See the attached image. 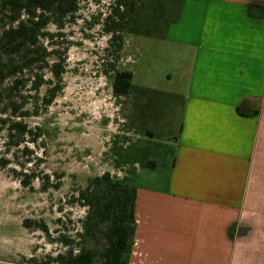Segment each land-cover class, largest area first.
<instances>
[{"label": "crops", "instance_id": "0c3cea01", "mask_svg": "<svg viewBox=\"0 0 264 264\" xmlns=\"http://www.w3.org/2000/svg\"><path fill=\"white\" fill-rule=\"evenodd\" d=\"M161 39L174 88L134 94L135 115L180 123L163 184L135 186L128 264H264V0H182Z\"/></svg>", "mask_w": 264, "mask_h": 264}, {"label": "rangeland", "instance_id": "374dc122", "mask_svg": "<svg viewBox=\"0 0 264 264\" xmlns=\"http://www.w3.org/2000/svg\"><path fill=\"white\" fill-rule=\"evenodd\" d=\"M111 2L83 0L73 22L60 30L48 26L53 37L44 42L50 52L47 59L50 64L58 62L62 70L56 80L44 69V83L37 92L25 88L26 94L39 100L48 88L55 89L48 106L39 107L37 116L23 119L38 135L35 141L30 136L17 147H8L5 128H0V158L6 162L0 167V264H31L63 252L55 238L60 233L73 236L80 227L85 209L73 198L89 179L108 173L118 180L127 176L138 187L163 184L167 155L179 128V105L163 114L169 123L163 129L145 125L153 134L149 158L156 167L131 165L134 158L127 149L138 150L149 137L138 128L137 95L112 93L111 67L132 72V84L165 93L174 88L166 75H176L181 61L172 57L170 46L161 38L131 34H123L115 61L110 37L101 26ZM24 174L33 176L28 185L23 183L27 181ZM38 223L46 225L49 238Z\"/></svg>", "mask_w": 264, "mask_h": 264}, {"label": "trees", "instance_id": "16d2710c", "mask_svg": "<svg viewBox=\"0 0 264 264\" xmlns=\"http://www.w3.org/2000/svg\"><path fill=\"white\" fill-rule=\"evenodd\" d=\"M81 1L0 0V128H5L8 147L19 146L26 137L32 136V142L38 137L23 119L37 116L39 107L48 106L55 96V89L48 88L40 100L24 91L27 86L28 92L38 91L44 83L41 73L46 68L53 79H60L61 65L58 62L50 64L47 59L50 52L44 42L53 37L47 29L53 25L60 30L65 23L73 22ZM181 1L112 0L101 26L110 37L114 60L117 61L122 49L123 34L163 38L169 25L179 17ZM111 72L114 96L163 94L136 88L131 83L129 72L114 70L113 67ZM146 99L148 103L144 110L150 113V99ZM145 125L146 122L140 118L138 128L149 139L138 150H127L134 158L131 165L154 169L157 163L149 158L153 152L149 145H154L152 132ZM5 163L0 158V167L3 168ZM23 176L27 179L23 183L28 185L33 176ZM135 198L136 187L127 176L118 180L105 173L89 179L73 198L85 209L80 227L73 236L60 233L55 238L64 251L41 261L32 260L31 264H128L134 242ZM37 227L50 237L45 224L38 223Z\"/></svg>", "mask_w": 264, "mask_h": 264}]
</instances>
